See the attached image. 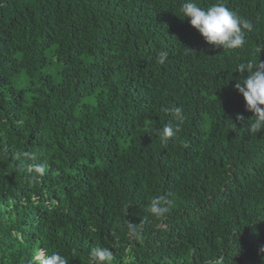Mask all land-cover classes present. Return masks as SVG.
<instances>
[{"label":"trees","instance_id":"trees-1","mask_svg":"<svg viewBox=\"0 0 264 264\" xmlns=\"http://www.w3.org/2000/svg\"><path fill=\"white\" fill-rule=\"evenodd\" d=\"M183 2L0 0V264H92L96 247L112 264H264V129L235 88L240 63L264 62V0H225L253 24L234 50Z\"/></svg>","mask_w":264,"mask_h":264},{"label":"clouds","instance_id":"clouds-1","mask_svg":"<svg viewBox=\"0 0 264 264\" xmlns=\"http://www.w3.org/2000/svg\"><path fill=\"white\" fill-rule=\"evenodd\" d=\"M181 12L184 18H190V24L204 38L205 42L223 50L238 49L245 43V34L253 29L250 20L240 16L231 10L225 0H216L209 7H202L197 0H184L181 5ZM168 56L166 51H160L157 59L163 64ZM238 71L241 74L247 72V78L238 80L235 88L241 93L246 101V107L256 117L254 122L249 124L250 131L256 132L264 129V62L257 66L253 61L240 63ZM175 118L184 120L183 110L175 107L171 110ZM243 119L242 117H238ZM179 132V127L166 124L158 130V136L162 141H167ZM37 171L43 173L44 166L38 165ZM148 211L154 217H164L168 208L162 204L160 197H154ZM92 264H112L113 252L106 247H96L91 251ZM40 264H68L65 256L58 252L45 255L40 258Z\"/></svg>","mask_w":264,"mask_h":264},{"label":"rangeland","instance_id":"rangeland-1","mask_svg":"<svg viewBox=\"0 0 264 264\" xmlns=\"http://www.w3.org/2000/svg\"><path fill=\"white\" fill-rule=\"evenodd\" d=\"M55 67L51 66L50 68L46 69L45 72L50 73L55 78V82H59L58 72L60 71V67H59V71L55 70L54 69ZM14 80H16V81L18 80V82H19V78L14 79ZM20 80H21V83L16 82L17 83L16 85L19 87H22V86L26 87L29 84L28 81L24 77H22Z\"/></svg>","mask_w":264,"mask_h":264}]
</instances>
